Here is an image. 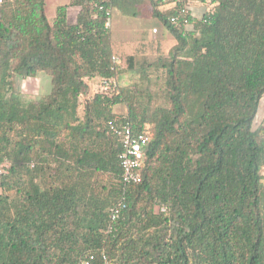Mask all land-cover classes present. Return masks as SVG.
Returning a JSON list of instances; mask_svg holds the SVG:
<instances>
[{"label": "trees", "instance_id": "trees-1", "mask_svg": "<svg viewBox=\"0 0 264 264\" xmlns=\"http://www.w3.org/2000/svg\"><path fill=\"white\" fill-rule=\"evenodd\" d=\"M149 1L174 38L167 55L123 60L112 8ZM69 0L49 19L45 0L0 3V264H264V0H199L190 23L169 20L187 0ZM77 7L75 22L69 9ZM134 69L141 84L106 96L96 78ZM164 75L162 101L149 93ZM47 73L34 99L18 80ZM145 86V89H142ZM122 105L124 111H117ZM82 107V114L79 109ZM146 132L139 183L122 180L121 137ZM123 202L120 216L111 208Z\"/></svg>", "mask_w": 264, "mask_h": 264}, {"label": "rangeland", "instance_id": "rangeland-1", "mask_svg": "<svg viewBox=\"0 0 264 264\" xmlns=\"http://www.w3.org/2000/svg\"><path fill=\"white\" fill-rule=\"evenodd\" d=\"M65 0H61L63 2ZM48 14L51 16L55 9V0H47ZM148 4L138 5L136 10L140 9L142 12L148 8ZM75 14L73 10L68 17L69 21L74 20ZM110 33L112 48L115 54H119L123 57L122 66L123 69L127 68L126 57L130 53H135L136 48H140L141 52L137 60L145 56L148 61L153 60L159 55H167L170 47L174 44V38L164 24L157 18L152 16H127L124 15L118 8H112L109 18ZM152 27H156L159 32L157 34L152 33ZM154 39L153 43H144V38ZM143 55V56H142ZM150 82L147 89L153 97L154 102L162 101V95L164 92V75L162 72L152 71L150 75ZM120 85H134L141 84L140 77L134 69L124 71L119 75ZM18 86L21 92L24 94L38 99L41 96L49 93L52 89L51 77L47 73H40L36 77H29L18 80ZM134 87V86H132ZM145 89V86L142 88ZM122 105L118 106L117 111H124ZM82 107L80 106L79 112L82 114ZM264 123V97L261 100L259 112L254 120V126H258ZM264 182V174H263Z\"/></svg>", "mask_w": 264, "mask_h": 264}, {"label": "built area", "instance_id": "built-area-1", "mask_svg": "<svg viewBox=\"0 0 264 264\" xmlns=\"http://www.w3.org/2000/svg\"><path fill=\"white\" fill-rule=\"evenodd\" d=\"M187 2L178 10V12L170 16L169 20L178 25H188L191 17L190 2ZM2 0H0V3ZM109 25V23H107ZM156 33L157 29L154 28ZM113 62L122 65V60L116 56H112ZM120 85L118 78H96L93 82V93H99L103 97L112 89H117ZM109 126L113 132L121 137L124 151L121 154V168L122 180L125 184L139 183L142 180L141 168L144 162L143 146L147 144L151 137L146 132L135 133L133 129L127 124H115L113 121L109 122ZM11 163L5 159L0 162V174H8L10 172ZM125 204L123 202L114 205L110 210V220H116ZM82 264H110L105 254L102 255L101 262H96L95 256L87 254L82 260Z\"/></svg>", "mask_w": 264, "mask_h": 264}, {"label": "crops", "instance_id": "crops-1", "mask_svg": "<svg viewBox=\"0 0 264 264\" xmlns=\"http://www.w3.org/2000/svg\"><path fill=\"white\" fill-rule=\"evenodd\" d=\"M45 1H46V11H47V15H48V17H49L50 20H52L54 18L55 11H56L57 6H59L61 4H67L69 2V0H65L63 2H61V0H55V3H53V5L55 4L54 5L55 6V9H54L53 13L50 16L48 14V9H47L48 8V5H47L48 2H47V0H45ZM157 1H160V3L156 6V9H159L160 11L167 10V9H169V8H171V7H173L175 5V2L173 0H157ZM144 4H148L149 7L146 10H144L143 12L140 9H138V11H137L138 12V15H135V16H149V17L152 16V17H156V14L154 13V7H153V5L149 1L142 2L140 5H144ZM190 7H191V11L194 14L200 16L202 14L203 10H204V3L202 1H199V0H192L190 2ZM72 10H73V13L75 14L74 20L76 21V19H77V13H78V8L77 7H71L69 9L68 17H69L70 12ZM134 10H136V8ZM127 16H133V15H127ZM75 21H71V22H75ZM110 27H111V25H110ZM154 28H156V27H152V30ZM158 32H159L158 29H157V32L156 33H154L152 31L153 34H157ZM154 39L155 38H153L152 40L149 39V38H147V39L144 38V40H142V42H144V43H153V42L156 41V40L154 41ZM140 52H141V49L140 48H136L135 49V53H133V54H137V56L139 57ZM130 54H132V53H130ZM119 82H120V80H119Z\"/></svg>", "mask_w": 264, "mask_h": 264}]
</instances>
